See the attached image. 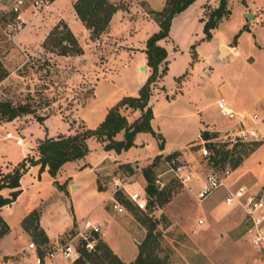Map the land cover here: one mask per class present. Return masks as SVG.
I'll return each mask as SVG.
<instances>
[{"label":"rangeland","instance_id":"374dc122","mask_svg":"<svg viewBox=\"0 0 264 264\" xmlns=\"http://www.w3.org/2000/svg\"><path fill=\"white\" fill-rule=\"evenodd\" d=\"M16 2H21V6L12 19L10 9ZM50 3V0H0V8L4 11L0 17V102L26 105L33 112L8 123L0 118V168L14 164L22 154L33 149L36 141L64 134L67 125L74 133L82 127L93 130L104 108L114 107L124 95L136 96L137 88H132V82L146 72L142 85L150 75V69L141 61L147 39L157 32V25L148 14L154 11L148 6L144 7L141 2L144 13L150 17L145 19L136 0H112L118 9L126 10H116L111 16L106 38L89 40L83 26L67 7L69 0H61L59 12L69 21V31L81 50L80 55L62 57L55 51L48 52V45L42 48L49 32L64 24L47 15L45 8ZM221 4L226 15L216 20L207 38L204 25L210 19L215 21L211 16ZM246 14L250 16L246 18ZM219 42L236 55L220 61L216 50ZM156 46L163 49L165 59L162 73V64L157 67L158 74L161 73L160 85L151 97L150 127L161 138V151L167 148L173 152L185 146L205 131V125L221 130L227 128L232 122L214 109L213 104L219 97L227 103L238 101V104L240 99H245L243 109L248 111L246 113L254 107L259 122L256 125L249 121L244 123L246 129L260 138L245 143L251 147L241 152L239 146L236 147L222 168L212 167L211 152L204 150L202 141L189 143L173 159L171 168L178 170V175H188L190 181L181 184L161 161L153 169L154 185L160 198L167 200L165 203L151 207L146 203L143 212L134 210L129 203L128 208L119 204L125 212L122 214L95 208L81 218V224L86 219L89 225L101 228L96 242L103 231L110 249L125 263L135 259L136 245L143 240L149 224H153V254L165 264H264V256L244 239L249 225L244 213L241 214L234 204L225 206L223 203L224 197L238 188L244 190L245 196L264 201V110L257 105L264 94V0H194L177 14L167 37L157 41ZM131 47L135 56L130 58L127 54ZM197 48L202 49L203 58L199 62L195 60ZM220 56L223 55L220 53ZM129 64L132 69L128 68ZM99 77L103 78L100 79V93L92 102L88 100L92 84ZM84 104L93 106L94 113L89 114L88 108L81 109ZM77 109L78 113L73 115ZM35 118L42 121L37 122ZM6 132L14 139H21L23 146H16L14 139L5 140ZM223 134L217 133L211 143L222 144L227 150L240 144L239 139L228 142ZM119 136L121 132L113 140L121 141ZM86 148V154L79 160L92 171H99L113 160H145L159 152L156 137L148 133L135 134L132 145L119 152L97 148L93 140L86 142ZM249 149L254 150L231 170L229 163ZM72 162L61 169L57 182L71 173L76 164ZM37 172L38 176L42 173L39 169ZM45 174L46 178L55 177H50L46 171ZM208 174L223 187L199 203L195 196ZM34 177L38 178L36 173ZM111 177H106L105 181ZM142 180L138 176L129 181L136 192H141L145 186ZM57 182H50L54 190ZM11 225L14 227L13 223ZM74 235V232L65 234L56 246L39 247L37 239L32 242L37 251L43 252L44 264L49 253L56 252ZM33 253L35 260V251ZM45 264H51V260L47 258ZM53 264L73 263L56 253Z\"/></svg>","mask_w":264,"mask_h":264},{"label":"trees","instance_id":"16d2710c","mask_svg":"<svg viewBox=\"0 0 264 264\" xmlns=\"http://www.w3.org/2000/svg\"><path fill=\"white\" fill-rule=\"evenodd\" d=\"M52 1L53 0H50V2ZM193 1L194 0H164V6L160 11L148 12V14L152 16V20L156 23L158 31L149 37L145 43L144 55L146 66L150 69V75L146 82L139 88L137 96L122 98L114 107L107 111L103 121L93 130H86L82 127L73 135L58 136L55 139H44L38 142L35 148L36 160L26 158L17 164L9 174L3 176L0 175V190L3 188L12 190L7 198L0 197V208L15 201L19 194V191L17 190L18 181L27 167L39 166V172H42L43 169L46 168L48 175L53 178L58 169L64 163L79 160L86 154V141L89 139H93L96 142L103 144V150L119 152L120 150H126L132 145V140L135 134L148 133L152 137H156L158 141V149L159 151L162 150L160 136L154 133L150 127L152 114L150 108L147 106L151 91L150 88L157 79H160L161 73L164 70L163 61L165 59V53L162 48L156 46V42L167 37L172 18L184 10ZM222 4L211 16V18L215 17V21L210 19L204 25V32L207 38L209 37L208 31L215 27L216 20H219L222 16L226 15V12L222 11ZM71 7L76 19L88 32L89 40L97 39L106 30L111 16L116 10H118V7L114 6L110 0H75ZM10 13V17L12 19L15 18L16 14L12 12ZM47 45L49 46L48 48ZM45 47L48 52L53 53L55 51L58 56L62 57L77 56L81 54V50L75 38L67 26L62 23L59 24V27H54L45 37L42 43V48ZM160 64H162L163 68L161 73L158 74L157 67ZM126 109L139 112V117L129 125L125 118L120 114L122 110ZM32 113L33 112L26 105L13 106L9 102H0V118L6 123L11 122L20 116L31 115ZM35 120L37 122L42 121L40 118H35ZM120 132L122 133V140L118 142L114 141V136ZM216 136L217 133L207 131L199 134V139L203 142L204 150L206 151V149H208L211 152L209 161L211 162L212 167L220 166V168H222L227 159L232 157L236 147L239 146V152L248 146L251 147V145L240 143L239 145L231 146L232 148L227 150L222 144L211 143V140L215 139ZM253 150L254 149H249L247 153L243 154V156H237L234 161L229 163L230 169L233 170L237 168L243 157L250 154ZM177 155L178 153H172L165 159H174ZM159 158V156H156L150 165L141 170V176L145 183L143 193L149 207L155 204L162 205L167 201L164 198H162L163 200L160 198V192L154 185L153 169L157 166ZM114 199L118 204L125 205L127 208L129 207L126 200L122 201L123 198L121 195L115 194ZM135 217L141 225H145L140 218L137 216ZM36 220L37 212H32L22 221L21 225L24 231L30 233L33 240H38L37 246L40 247L46 245V238L41 231H37L36 226L32 228V223ZM7 231L8 229L6 225L0 219V238L3 237ZM153 231V224H149L146 228L143 240L136 245L137 254L135 259L126 264H165L162 259H159L153 254ZM95 236L96 235H94V237ZM95 238H97V236ZM36 254L40 259L43 258V252H40V250L37 251ZM72 263L124 264L100 240L96 242L93 252L86 253L85 251H81L79 258Z\"/></svg>","mask_w":264,"mask_h":264},{"label":"crops","instance_id":"0c3cea01","mask_svg":"<svg viewBox=\"0 0 264 264\" xmlns=\"http://www.w3.org/2000/svg\"><path fill=\"white\" fill-rule=\"evenodd\" d=\"M60 1L61 0H53L45 8V12L48 13L47 15H49V17H51L52 20L62 21L67 26V28L71 30L69 21L65 19L63 15L59 12ZM74 1L75 0H69V5L67 7L71 9V12L73 16L75 17L72 11V7H71ZM129 1L131 2L133 0H129ZM110 2H112V0H110ZM136 2H138V4L141 5L142 17L145 19H148L150 17L144 13L145 10L143 9V4H144V7L148 6L151 9L150 11H154V12L160 11L162 7L164 6V0H136ZM112 4L114 6H117L114 3ZM124 10L126 9H118V11H121V12ZM176 16L172 18L170 22L171 23L170 26L172 25ZM249 16L250 15L248 14L245 15L246 18ZM157 31H158V28H157ZM106 32H107V28L98 37V39H101L102 37L106 38ZM85 33L87 34V37H88V32L86 30H85ZM144 49L142 51L144 60L141 59V61L143 63H146ZM222 49L226 51V54L223 56H220ZM126 50L129 51L128 49ZM216 50H217L218 59L220 61L226 60L230 55H236V52H234L230 48H227L220 42L217 43ZM130 51L131 52H129V54L127 55L131 58L132 56H135V53L133 52L132 47L130 48ZM202 58H203L202 49L197 48L196 54H195V60L199 62ZM138 67H141V64H138ZM128 68L132 69V64H129ZM139 70L141 72H145L144 68L143 69L140 68ZM146 75L147 73L145 72L144 76L139 77L138 79H135L133 82L131 81L133 84L132 88H137V92L139 88L143 85V84L140 85V83L142 82V80H144V77ZM100 79H103V78L99 77L92 84V89H93L92 95L88 99L92 102L94 100L96 101L97 97L99 96ZM159 81L160 79H157L156 82L150 88L151 91H150V96L148 98L147 106L150 108L151 114H152L151 97L153 93L155 92V90L158 89L160 85ZM136 96L124 95L122 98L136 97ZM263 96L264 94L258 100H260ZM219 99H222L225 103V106L235 113L248 112L247 110L243 109V105H244L243 102L245 99H240L239 102L241 103L238 104V101L237 102L232 101L231 103H227L223 98H220V97L217 98L213 104L215 110H216V106H215L216 102ZM85 104L82 105L80 108L81 109L88 108L89 114H93L95 111V108L93 106L92 107L86 106ZM78 109L73 113V115H76L78 113L79 111ZM107 110H108V107L104 108L100 112V119L96 123L94 129L103 121L107 113ZM254 110L255 108L253 107L249 111V113H254ZM121 114L125 118L128 125L131 124L134 120H136L139 117L138 111L132 112V110L130 109L122 110ZM65 124L67 125V123ZM205 126L206 127L204 128V130L207 132L225 133V132H232L233 130L235 131V127L233 126V123L228 124V127L223 130L219 128H215V127H207V125ZM66 128H67L66 132L64 134H59L60 136L73 135L74 133L73 128L68 125ZM152 131L154 132V130ZM254 134L256 136V139L260 138V136L257 135L255 132ZM59 135H56L53 137H45L38 141H42L44 139H55ZM119 137H121L122 139V133H121V136ZM89 140H93V139H89ZM38 141L35 142L33 149L26 152V154H22L20 159L17 160L14 164L12 165L7 164L4 167H1L0 175L3 176L6 174H9L13 170V168L16 167L17 164H19L26 158H31L33 160H36L37 157H36L35 148L37 146ZM93 141L97 145V148L103 149V144L98 143L95 140ZM194 141L195 142L198 141L199 143L201 142V140L199 139V135L197 136L195 140H192L189 143H192ZM20 146H23V144L19 145L18 147ZM185 146L180 147L174 150L173 152H170L166 148L163 151H159L154 156L147 158L145 160L131 161V162L126 159L113 160L111 163H108L107 165L102 167L99 171L98 170L92 171V168L88 167L87 164L81 160L75 161V162H72L76 164H74V168L72 169L71 173L68 176H63L62 178H60L59 182H57L58 181L57 177L58 178L60 177L59 175H60L61 169H63L67 164H70V163L63 164L56 172L54 179L46 178L47 176L45 174L46 168H44L42 173H40V175L38 176L37 171L39 169V166L27 167V169L25 170V172L22 174V176L20 177L18 181L17 190L19 191V194L16 197L15 201L7 206L0 208V219L2 220V222L6 225L8 229L7 233L3 237L0 238V264H34L33 250H29L27 248L29 243L33 244L32 242L33 239L31 238L30 233L22 229V225H21L22 221L32 212H37V220L32 223V228L36 226L37 231H41L43 233L44 237L46 238L47 246L49 245L56 246L57 241L65 234L70 233V232L76 233V230L78 231L81 230L83 227L82 224L88 223L85 219L83 223L81 224V221H82L81 218L88 216V214L91 211H93L95 208L99 210L104 209L106 212H113V210L111 209V205H112L111 199H112V190H113L111 186L112 181H115L116 179H125L126 181H128V184L124 186V190L128 193L134 192L135 191L133 187L134 185L132 183L130 184L129 181H131L132 179H137L138 176H140V178L142 179L141 170L147 167L148 165H150L152 160L156 156L160 157L159 158V161H160L161 159L166 158L168 155L172 153H179ZM34 173L37 174L38 178L34 177ZM109 176H112L110 180L105 181V178ZM50 182L51 183L57 182V184L54 185V187L56 188L55 190L53 187H51ZM11 192L12 190L5 189V191H2V194L0 193V197L7 198L9 193ZM21 203H23L22 208L19 209V205ZM234 207H236L241 212V214L243 213L242 209L239 206L234 205ZM122 213H125V212L123 211ZM122 213H119V214H122ZM12 223L14 224V227L11 225ZM95 227H98V226H95ZM101 230L102 229L99 228V233H101ZM105 236H106L105 233L102 231V237L99 236V239L110 249V247L107 244V241L104 239ZM111 252L114 254L113 250H111ZM54 254H56V252H53L51 264H53ZM114 255L116 256V254ZM116 257L119 259L118 256ZM119 260L122 263L126 264L121 259ZM45 262H47V258L45 259Z\"/></svg>","mask_w":264,"mask_h":264},{"label":"built area","instance_id":"2783aa9c","mask_svg":"<svg viewBox=\"0 0 264 264\" xmlns=\"http://www.w3.org/2000/svg\"><path fill=\"white\" fill-rule=\"evenodd\" d=\"M19 6H21V2H16V5L11 8L10 11L17 13V8ZM3 14L4 11L0 8V17ZM257 105L259 109L264 110V96L259 100ZM215 106L219 115L222 118L231 121L235 127V131L233 130L232 132H225L223 134L224 139L230 143H234L235 139H239V143H248L256 139L254 132L246 129L244 123L245 121H249L253 124L258 123L259 118L255 113H235L225 106V103L222 99H219ZM4 138L7 140L14 139L9 133H6ZM14 143L15 145L19 146L22 144V141L19 138H15ZM160 161L168 167L169 171L174 174L176 179L181 184H185L190 180L188 175H178L176 174L178 170L176 169L177 171H174L171 168V165L174 163L173 159L166 160L163 158ZM127 184L128 181L125 179H116L115 181L111 182L113 189L111 209L118 214L124 211V209L114 199V195L118 194L121 195V197L124 198L135 210L143 212L146 208V197L143 191H134L128 193L124 190V186ZM220 187H223V184L216 180L211 174H208L202 182L200 191L195 196L197 202H202L207 196ZM223 203L225 206L234 204L242 209L249 224L244 239L255 249L258 254L264 256V201H262L261 198L245 196L244 190L242 188H238L224 197ZM98 234V227L84 223L82 229L76 232L73 237L64 242L63 246L57 249L56 253L61 255V257L64 259H71L73 262L79 258L81 251H85L86 253H91L94 251V247L96 245V238L94 235L97 236ZM74 240H76V243H73ZM27 248L37 252V248H35L32 243H29ZM47 256V258L51 260L53 253H49ZM34 264H43V259H40L37 254H35Z\"/></svg>","mask_w":264,"mask_h":264},{"label":"bare ground","instance_id":"6f19581e","mask_svg":"<svg viewBox=\"0 0 264 264\" xmlns=\"http://www.w3.org/2000/svg\"><path fill=\"white\" fill-rule=\"evenodd\" d=\"M222 55L226 54V51L224 49L221 50Z\"/></svg>","mask_w":264,"mask_h":264}]
</instances>
